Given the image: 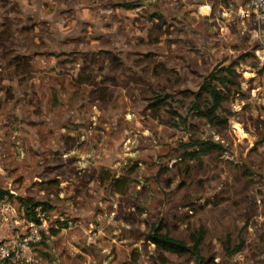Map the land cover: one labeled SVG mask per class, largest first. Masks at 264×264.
Instances as JSON below:
<instances>
[{
    "label": "rangeland",
    "instance_id": "rangeland-1",
    "mask_svg": "<svg viewBox=\"0 0 264 264\" xmlns=\"http://www.w3.org/2000/svg\"><path fill=\"white\" fill-rule=\"evenodd\" d=\"M238 3L0 0V189L45 203L50 264L195 263L151 225L202 228V264H264V62ZM227 66L210 124L190 107ZM189 138L222 150L189 160Z\"/></svg>",
    "mask_w": 264,
    "mask_h": 264
},
{
    "label": "built area",
    "instance_id": "built-area-1",
    "mask_svg": "<svg viewBox=\"0 0 264 264\" xmlns=\"http://www.w3.org/2000/svg\"><path fill=\"white\" fill-rule=\"evenodd\" d=\"M228 6L223 11L227 16L250 21L260 44L253 53L264 62V0H240L234 8ZM31 215H26L22 204L10 202L7 196L0 198V264H39L35 247L46 232L47 223L40 206L33 207Z\"/></svg>",
    "mask_w": 264,
    "mask_h": 264
},
{
    "label": "trees",
    "instance_id": "trees-1",
    "mask_svg": "<svg viewBox=\"0 0 264 264\" xmlns=\"http://www.w3.org/2000/svg\"><path fill=\"white\" fill-rule=\"evenodd\" d=\"M121 7L125 9H130L133 6L131 3L120 4ZM230 66L220 68L225 74L219 76L217 72H209L201 82L200 90L206 93L208 97V107L205 109H200L198 103L192 102L190 109L198 116L204 118L208 123L214 125H224L225 120L220 118L216 114V110L220 107L221 101L223 99V94L212 81H216L220 84L232 83V81L227 77L231 73L229 69ZM194 98L198 97V93L193 94ZM180 146L183 149V156L189 160L199 159L203 155H207L211 152H218L222 150V146L219 142L207 139H192L189 138L187 142L181 143ZM7 196L10 197L11 194L5 189H0V198ZM21 204L23 205L26 215L32 217L31 209L35 206H40L44 208L45 203L40 201H32L28 198H19ZM159 229L151 225L149 230L145 234V239L153 245L154 250L158 252H169L178 256L188 254L191 256L195 263L202 264L204 259L200 255L199 244L202 239L203 229L199 228L195 233L190 235V243L170 237L166 232L160 233ZM241 241L238 245L234 246L232 251H237L240 247Z\"/></svg>",
    "mask_w": 264,
    "mask_h": 264
},
{
    "label": "crops",
    "instance_id": "crops-1",
    "mask_svg": "<svg viewBox=\"0 0 264 264\" xmlns=\"http://www.w3.org/2000/svg\"><path fill=\"white\" fill-rule=\"evenodd\" d=\"M132 8H133V7H132ZM37 247H38V246L35 247V252L38 254V256H39V258H40V260H39V264H50V263H49V260H50V259H47V255L44 254L43 252H38V251H37Z\"/></svg>",
    "mask_w": 264,
    "mask_h": 264
}]
</instances>
